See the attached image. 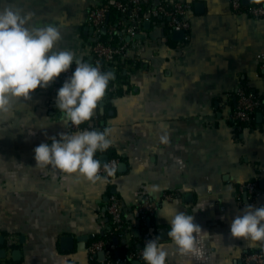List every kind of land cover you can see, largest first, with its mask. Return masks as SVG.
Wrapping results in <instances>:
<instances>
[{"label": "crops", "instance_id": "obj_1", "mask_svg": "<svg viewBox=\"0 0 264 264\" xmlns=\"http://www.w3.org/2000/svg\"><path fill=\"white\" fill-rule=\"evenodd\" d=\"M188 1V39L164 19L148 20L124 64L110 70L113 78L93 113L96 130L112 129L110 148L123 164L108 181L35 167L36 145L84 130L62 122L55 105L59 77L0 113V264H103L97 254L98 263L90 261L87 247L108 229L110 192L124 205L122 243L143 250L157 238L167 264H242L248 251L264 255V242L252 244L229 231L244 205H264V112H257L253 126L235 127L229 119L242 84L264 101V15L238 12L230 0ZM103 2L0 0V9L12 4L33 13L37 26L60 25L56 50L89 62L93 34L86 15ZM251 180L261 189L256 197L239 189ZM143 196L156 210L141 224L135 205ZM165 204L193 214L207 231L199 239L202 258L181 254L171 242L170 224L158 214Z\"/></svg>", "mask_w": 264, "mask_h": 264}, {"label": "clouds", "instance_id": "obj_2", "mask_svg": "<svg viewBox=\"0 0 264 264\" xmlns=\"http://www.w3.org/2000/svg\"><path fill=\"white\" fill-rule=\"evenodd\" d=\"M60 28L55 23L37 26L33 23V13L12 4L0 9V113L9 112L16 99H31L34 90L47 88L71 69L56 90L55 105L62 113V122L66 127H78L93 116L113 73L102 72L99 67L76 58L69 50H56L62 38ZM74 62L76 66L72 69ZM111 133L112 129L106 127L48 136L33 149L35 167L77 173L91 182L104 180L106 177L99 174L101 160L96 158V153L112 146ZM103 167L108 176L115 171L107 163ZM158 214L170 224L167 235L178 252L202 258L199 239L207 231L195 223L193 214L181 211L174 204H165V211ZM229 231L232 237L252 244L264 242V205H244L233 217ZM167 255L157 238L147 240L143 246L142 257L146 264H167Z\"/></svg>", "mask_w": 264, "mask_h": 264}, {"label": "built area", "instance_id": "obj_3", "mask_svg": "<svg viewBox=\"0 0 264 264\" xmlns=\"http://www.w3.org/2000/svg\"><path fill=\"white\" fill-rule=\"evenodd\" d=\"M230 4L234 10L245 12L256 18L264 15V0H253V3L248 6L243 5L241 0H230ZM113 9L118 11L119 15L107 20ZM190 11L191 4L188 0H175L172 2L168 0H104L102 4L90 8L86 15V22L91 26L93 34L91 45L93 57L87 63L99 67L102 72H107L108 68H113L116 64L125 60L128 57L132 40L142 30L147 20L164 19L168 29L181 31L183 39H188ZM102 33H105V35H102ZM260 60V68L264 70V58L261 57ZM75 66L74 62L72 69ZM70 71L71 69L68 73H62L59 76L60 86L66 76L70 75ZM235 96V108L230 113L229 119L231 121H250L251 112L258 101L243 87L236 89ZM70 127L77 130L80 126L70 125ZM88 127H92V124L85 126L84 129H88ZM104 163L114 167L116 171L119 159L111 157L107 158L105 162H101L99 174L106 177L105 180L108 181L115 171L111 176H108L103 167ZM239 189L247 191L253 197L258 196L261 192L256 180L242 182ZM166 197L170 198L171 194H166ZM135 209L142 224L155 213L156 205L147 196H143L136 201ZM106 211L109 217L108 232L114 233V237L111 240L96 239L92 241L87 247L89 255L103 251V264H124L130 260L145 262L142 257V249L112 257V253L117 250L118 242L126 233L124 205L115 192L108 194ZM242 264H264V255L259 251H248L243 256Z\"/></svg>", "mask_w": 264, "mask_h": 264}, {"label": "trees", "instance_id": "obj_4", "mask_svg": "<svg viewBox=\"0 0 264 264\" xmlns=\"http://www.w3.org/2000/svg\"><path fill=\"white\" fill-rule=\"evenodd\" d=\"M118 15H119V12L118 11H115V9H113L110 12V14L108 15L107 20H111L112 18H114V17H116ZM102 35H105V33H102ZM123 64H124V62H119L118 64H116L115 67L117 69H119ZM110 70H111V68H108V71H110ZM118 74H119L118 77H121V75H120L121 73H118ZM263 75H264V72H263ZM241 87H243L246 92L251 93L254 96V98L258 101V104L254 108V110L251 112V119H250V121H247V122L241 121V120L232 121L233 125L235 127H239V128L244 127V126H253L255 124V118H256L257 112H260V113H263L264 112V101L262 99V96L259 95L258 92L255 89H253L251 86H249L247 84H242ZM234 108H235V106H234ZM97 109H98V107H97ZM94 119H95L94 116H92L89 121H86L83 124H81L80 127H79V129H84L85 126H89L90 121H93V126L92 127H88V129H95V126H97L100 122H99L98 119L97 120H94ZM102 154L107 155L106 157H108V158H111V157H119V156H117L115 154L114 151H112L111 148L107 149L104 152L97 151L96 158L100 159V156ZM108 219H109V217H108ZM113 237H114V233H109L108 232V229H107L105 232H103V234L99 235L98 238H96V239L111 240ZM137 249L138 248L136 247V243L133 242V243H131V245H129V244L126 245L125 243H122V241L120 240L118 242L117 250L112 253V257L114 258L117 255H122V254H124L126 252H131V251L134 252V251H137ZM89 259H90V261H93L95 263H98V261L96 260V257L93 256V255L90 256ZM132 261H134V260L127 261L124 264H132ZM138 261H139V264H145L146 263V262H143L141 260H138Z\"/></svg>", "mask_w": 264, "mask_h": 264}, {"label": "water", "instance_id": "obj_5", "mask_svg": "<svg viewBox=\"0 0 264 264\" xmlns=\"http://www.w3.org/2000/svg\"><path fill=\"white\" fill-rule=\"evenodd\" d=\"M241 3L243 4V5H245V6H248V5H251L252 3H253V0H241ZM147 23H149L148 22V20L147 21H145V23L144 24H147ZM175 33H177V34H182V32L181 31H176ZM100 104L102 105V102H100ZM259 115V114H258ZM100 160H101V162H105L106 160H107V158H106V156H101L100 157ZM123 166V164L122 163H120L119 164V168H121ZM63 242H69L70 240H71V238H69V237H64L63 239ZM97 255L100 257V259L102 258H104V253H103V251H99V252H97ZM132 264H139V261L138 260H134V261H132Z\"/></svg>", "mask_w": 264, "mask_h": 264}]
</instances>
